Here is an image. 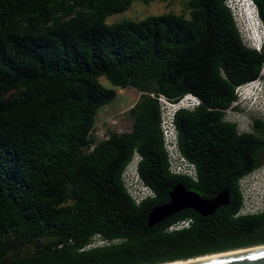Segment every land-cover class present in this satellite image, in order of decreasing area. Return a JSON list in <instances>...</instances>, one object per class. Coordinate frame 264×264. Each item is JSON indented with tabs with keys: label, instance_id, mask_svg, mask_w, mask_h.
<instances>
[{
	"label": "trees",
	"instance_id": "trees-1",
	"mask_svg": "<svg viewBox=\"0 0 264 264\" xmlns=\"http://www.w3.org/2000/svg\"><path fill=\"white\" fill-rule=\"evenodd\" d=\"M154 1L167 0H0V264H167L264 245V211L238 216L239 181L264 162V123L239 133L225 120L234 89L264 69V45L242 44L226 0H186L188 18L106 23ZM252 1L264 25V0ZM101 79L140 98L131 130L99 141L96 115L116 98ZM187 94L201 105L174 124L197 182L169 173L151 97ZM134 153L155 195L140 205L121 179ZM178 185L205 200L227 191L229 203L149 228ZM95 236L108 245L87 249Z\"/></svg>",
	"mask_w": 264,
	"mask_h": 264
},
{
	"label": "built area",
	"instance_id": "built-area-1",
	"mask_svg": "<svg viewBox=\"0 0 264 264\" xmlns=\"http://www.w3.org/2000/svg\"><path fill=\"white\" fill-rule=\"evenodd\" d=\"M239 4H251V7L254 9V12L257 16V22L262 27V31L264 33V25L259 19L257 8L252 0H226V7L230 10L236 29L240 36L241 41L248 45L247 37L252 39L251 48L257 52L261 53L262 46L259 43H256L257 34L254 32V29L250 28L247 24V21H241L240 16L236 13L233 7V3ZM251 23L252 21L249 20ZM253 23V22H252ZM264 69L262 70L259 78L263 76ZM258 78V79H259ZM261 84L260 82L253 81L246 84L244 87H238L235 89L236 94V101L233 103L232 107L243 103L246 99L253 98L254 103L252 102L253 106H255L258 110V113L264 112V94L260 92ZM153 99H155L159 105L160 111V129L162 134V142L163 148L167 156L168 162V171L173 176L184 177L192 182L198 181V173L195 165L189 162L185 157L182 156L178 147V133L174 124V118L176 114L180 111H193L201 105L200 99L196 96L187 94L177 100H170L164 95H151ZM260 101H262L260 103ZM263 104V105H262ZM108 135V134H107ZM102 137L100 139L95 133V136L99 141L106 140L108 136ZM95 145H91L90 151L93 150ZM141 160L139 156L136 154L133 155L130 162L125 167L121 179L126 189L127 194L132 199V201L136 205H140L143 201L154 198L153 191L145 186L141 180L137 182L138 191L132 189L131 186V178L135 176V172L138 167V163ZM239 191L243 200L242 207L238 212V216H247L258 214L261 212H253L249 208L248 198L246 195V188L243 187L239 183ZM190 221H182L177 223L169 228V231H178L184 228L189 227ZM104 245H108L106 241H104L100 236H95L92 242L87 246V249L101 247Z\"/></svg>",
	"mask_w": 264,
	"mask_h": 264
},
{
	"label": "rangeland",
	"instance_id": "rangeland-1",
	"mask_svg": "<svg viewBox=\"0 0 264 264\" xmlns=\"http://www.w3.org/2000/svg\"><path fill=\"white\" fill-rule=\"evenodd\" d=\"M185 4L186 0L154 1L149 4L134 2L126 12L107 18L106 23L112 25L123 21L139 22L147 17L162 14L185 15L188 18ZM242 7H244L242 13H246L243 17H245V21H247V24L252 29L253 23H250L247 18V14H249L247 5L242 4ZM100 82L104 87L112 88L105 79H101ZM114 90L116 93L115 100L111 104L101 108L95 118L94 133H97L100 139L110 132L124 133L129 132L132 128L133 120L129 115V110L139 101L140 94L133 89ZM256 119L264 123V112H247L242 104L233 106V109L227 111L225 114V120L234 123L237 130L241 133L253 132V121ZM263 165L264 162L262 163ZM262 166L240 181V184L246 188L248 204L252 213L264 211V167Z\"/></svg>",
	"mask_w": 264,
	"mask_h": 264
},
{
	"label": "water",
	"instance_id": "water-1",
	"mask_svg": "<svg viewBox=\"0 0 264 264\" xmlns=\"http://www.w3.org/2000/svg\"><path fill=\"white\" fill-rule=\"evenodd\" d=\"M228 203L229 193L227 191H222L211 200H205L201 198L198 194L186 190L184 186L178 185L174 187V189L169 193V202L167 204L157 206L150 212L148 216V227L152 228L157 224L161 223L162 221L166 220L167 218L178 214L184 210H193L203 218L212 217L219 208L227 206ZM191 264H264V250L240 255H233L229 257L211 259Z\"/></svg>",
	"mask_w": 264,
	"mask_h": 264
},
{
	"label": "clouds",
	"instance_id": "clouds-1",
	"mask_svg": "<svg viewBox=\"0 0 264 264\" xmlns=\"http://www.w3.org/2000/svg\"><path fill=\"white\" fill-rule=\"evenodd\" d=\"M244 5H247V8H248V10H249V14H247V18H248V21L250 20V21H252L253 22V29H254V32H256V34H257V39H256V43H259L261 46H263L264 45V33H263V31H262V27L260 26V24L257 22V16H256V13L254 12V9L251 7V4H244ZM233 7H234V10L236 11V13L240 16V19H241V21H243V20H245V17H243L244 16V14H246V13H242L243 12V8L244 7H242V5L241 4H239V3H236V2H234L233 3ZM247 42H248V45H246V44H244L243 42H242V44L246 47V48H248V49H250V50H253L252 48H251V43H252V39L251 38H249V37H247ZM254 51V50H253ZM257 81L258 82H260V84H261V90H260V92L262 93V94H264V77L262 78H259V79H257ZM246 85V84H245ZM245 85H241V86H238V87H244ZM238 87H236V88H238ZM235 88V89H236ZM235 89H234V95L236 96V94H235ZM252 102L254 103V100H253V98H249V99H246L243 103H241L242 104V106H243V108L247 111V112H249V111H253V112H255V113H258V110H257V108L255 107V106H253V104H252ZM262 101H260V103H261ZM228 122V121H227ZM230 123V122H229ZM232 124H234V123H232ZM239 132V131H238ZM239 133H241V132H239ZM242 133H250V132H242ZM134 154H136L137 156H139L137 153H134ZM140 157V156H139ZM141 161V160H140ZM140 161H139V163H140ZM139 163H138V165H139ZM262 167H264V165L262 166ZM261 168V167H260ZM259 168V169H260ZM258 170V169H257ZM131 186H132V189L133 190H135V191H138L139 189H138V187H137V182H139V180H140V177H139V175H138V167H137V170H136V172H135V176L134 177H132L131 179ZM242 180V179H241ZM240 180V181H241ZM240 181H239V183H240Z\"/></svg>",
	"mask_w": 264,
	"mask_h": 264
},
{
	"label": "bare ground",
	"instance_id": "bare-ground-1",
	"mask_svg": "<svg viewBox=\"0 0 264 264\" xmlns=\"http://www.w3.org/2000/svg\"><path fill=\"white\" fill-rule=\"evenodd\" d=\"M262 250H264V245L254 247V248H249V249H242V250L232 251V252H228V253L212 255V256L208 255L205 257H198V258L190 259L188 261L172 262V263H168V264H191V263H197V262L207 261V260H211V259L229 257V256H233V255H240V254L251 253V252L262 251Z\"/></svg>",
	"mask_w": 264,
	"mask_h": 264
},
{
	"label": "flooded vegetation",
	"instance_id": "flooded-vegetation-1",
	"mask_svg": "<svg viewBox=\"0 0 264 264\" xmlns=\"http://www.w3.org/2000/svg\"><path fill=\"white\" fill-rule=\"evenodd\" d=\"M259 159H260V160H263V157H262V156H260V157H259Z\"/></svg>",
	"mask_w": 264,
	"mask_h": 264
}]
</instances>
